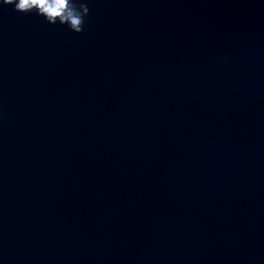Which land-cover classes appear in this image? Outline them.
Segmentation results:
<instances>
[{
    "label": "water",
    "instance_id": "obj_1",
    "mask_svg": "<svg viewBox=\"0 0 264 264\" xmlns=\"http://www.w3.org/2000/svg\"><path fill=\"white\" fill-rule=\"evenodd\" d=\"M83 2L0 7V264H264V0Z\"/></svg>",
    "mask_w": 264,
    "mask_h": 264
},
{
    "label": "clouds",
    "instance_id": "obj_2",
    "mask_svg": "<svg viewBox=\"0 0 264 264\" xmlns=\"http://www.w3.org/2000/svg\"><path fill=\"white\" fill-rule=\"evenodd\" d=\"M4 6H12L14 11L22 14L35 12L49 25L67 26L75 34L84 31L90 14L83 0H0V7Z\"/></svg>",
    "mask_w": 264,
    "mask_h": 264
}]
</instances>
